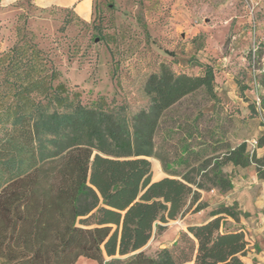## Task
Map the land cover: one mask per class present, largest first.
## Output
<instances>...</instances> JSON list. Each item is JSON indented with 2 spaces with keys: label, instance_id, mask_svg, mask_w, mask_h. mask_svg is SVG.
Segmentation results:
<instances>
[{
  "label": "trees",
  "instance_id": "1",
  "mask_svg": "<svg viewBox=\"0 0 264 264\" xmlns=\"http://www.w3.org/2000/svg\"><path fill=\"white\" fill-rule=\"evenodd\" d=\"M33 39L0 53V264H246L250 242L229 227L240 217L231 206L190 225L174 249L144 250L155 229L205 211L203 192L234 188L225 167L255 164L264 179L256 153L264 132L253 150L234 143L215 115L201 129L202 109L185 123L168 116L199 92L218 100L212 68L189 75L162 65L145 83L148 107L127 117L56 85L58 72ZM251 111L261 118L256 103ZM165 124L166 140L180 136L177 158L154 181L150 159H161L156 137Z\"/></svg>",
  "mask_w": 264,
  "mask_h": 264
},
{
  "label": "rangeland",
  "instance_id": "2",
  "mask_svg": "<svg viewBox=\"0 0 264 264\" xmlns=\"http://www.w3.org/2000/svg\"><path fill=\"white\" fill-rule=\"evenodd\" d=\"M31 35L58 72L55 84H64L84 105L103 101L131 117L148 107L144 86L162 65L189 75L211 67L218 100L199 92L168 116L185 123L202 109L200 128L209 126L215 115L234 143L263 134L261 118L251 105L257 98L264 100V0H92L87 19L60 6L41 10L32 0L12 5L0 1V53ZM166 127L156 137L161 159H150L154 181L169 176L165 163L177 158L180 136L166 140ZM256 153L264 155V146ZM225 172L234 183L231 191L203 192L205 211L193 209L167 223L164 231L155 229L144 250L174 249L190 225L203 222L209 211L221 206L236 208L239 221L230 219L229 227L244 229L256 250L253 239L264 233V179L255 164L227 166ZM251 256L245 261L254 264ZM76 264L99 263L81 257Z\"/></svg>",
  "mask_w": 264,
  "mask_h": 264
},
{
  "label": "crops",
  "instance_id": "3",
  "mask_svg": "<svg viewBox=\"0 0 264 264\" xmlns=\"http://www.w3.org/2000/svg\"><path fill=\"white\" fill-rule=\"evenodd\" d=\"M1 2H4V5H12L16 3L19 0H0ZM34 4H36L37 7H39L41 10L50 9L54 6H60L64 10H73L76 15L80 16L81 18L87 19L91 16V6H92V0H32ZM258 156H264L258 154ZM253 243L257 244L256 250H252L251 243H250V251L245 259L251 256L250 252L251 250L254 252L253 256H251V259H256L254 264H264V233L260 232L259 234H256ZM252 243V244H253ZM246 264L247 263L245 261Z\"/></svg>",
  "mask_w": 264,
  "mask_h": 264
},
{
  "label": "built area",
  "instance_id": "4",
  "mask_svg": "<svg viewBox=\"0 0 264 264\" xmlns=\"http://www.w3.org/2000/svg\"><path fill=\"white\" fill-rule=\"evenodd\" d=\"M256 105L259 107V110L261 111V122H262V129L264 132V109L262 108V101L260 98H257ZM247 143L250 145V147L254 150L258 147L259 140L258 137H254L251 140H247Z\"/></svg>",
  "mask_w": 264,
  "mask_h": 264
}]
</instances>
